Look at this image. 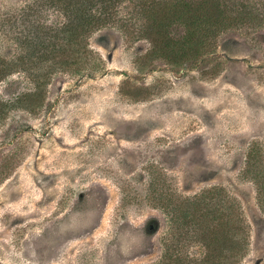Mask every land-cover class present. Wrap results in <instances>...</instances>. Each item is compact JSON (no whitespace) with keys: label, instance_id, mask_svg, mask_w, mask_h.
I'll return each instance as SVG.
<instances>
[{"label":"rangeland","instance_id":"obj_1","mask_svg":"<svg viewBox=\"0 0 264 264\" xmlns=\"http://www.w3.org/2000/svg\"><path fill=\"white\" fill-rule=\"evenodd\" d=\"M32 1L0 0V15ZM243 1L262 15L213 37L214 53L191 66L146 57L150 43L119 28L99 31L103 70L58 73L46 107L0 120V264L155 263L167 220L144 195L158 172L183 194L219 185L237 197L251 226L243 264H264V212L244 175L253 144L264 161V0ZM32 76L15 73L0 96L29 92Z\"/></svg>","mask_w":264,"mask_h":264},{"label":"trees","instance_id":"obj_2","mask_svg":"<svg viewBox=\"0 0 264 264\" xmlns=\"http://www.w3.org/2000/svg\"><path fill=\"white\" fill-rule=\"evenodd\" d=\"M33 0L0 15V83L15 73H32L34 87L12 99L0 96V120L11 111L46 107L45 94L54 75L92 77L105 60L91 43L93 35L119 28L131 39L150 43L146 57L191 66L212 53L210 40L232 27H244L261 16L243 0ZM122 8L129 10L122 15ZM52 9L56 19L50 21ZM181 25L182 35L173 27ZM151 173L144 199L167 220L162 251L153 264H243L251 247L250 224L241 201L225 187L211 185L193 194L167 186L166 176ZM264 212V161L253 144L244 168ZM121 202L134 197L123 193ZM199 249H201L199 251Z\"/></svg>","mask_w":264,"mask_h":264}]
</instances>
